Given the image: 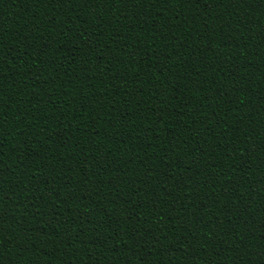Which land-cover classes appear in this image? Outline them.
<instances>
[{"label": "trees", "instance_id": "obj_1", "mask_svg": "<svg viewBox=\"0 0 264 264\" xmlns=\"http://www.w3.org/2000/svg\"><path fill=\"white\" fill-rule=\"evenodd\" d=\"M0 187V264H258L264 0H0Z\"/></svg>", "mask_w": 264, "mask_h": 264}, {"label": "snow or ice", "instance_id": "obj_2", "mask_svg": "<svg viewBox=\"0 0 264 264\" xmlns=\"http://www.w3.org/2000/svg\"><path fill=\"white\" fill-rule=\"evenodd\" d=\"M240 2H241V0H236V3H240ZM218 3H219V0H211V5H217ZM229 26H231V24H229ZM221 27L223 28L224 25H221ZM2 190H3L2 187H0V191H2ZM260 227L264 228V224H261ZM262 236H264V234H261L259 239H261ZM251 237L252 236L250 234L249 239H251ZM240 240H241V242L243 244L244 239L240 238ZM261 240H264V239H261ZM9 243H11V241H9ZM245 247L248 248V247H251V245L250 244H246ZM252 256L258 257V264H264V245L261 246V250L252 251Z\"/></svg>", "mask_w": 264, "mask_h": 264}]
</instances>
